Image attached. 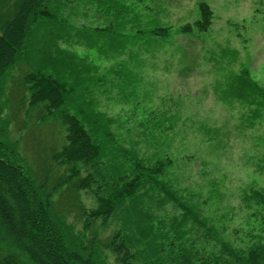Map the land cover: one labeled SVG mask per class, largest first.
Instances as JSON below:
<instances>
[{"label":"trees","instance_id":"1","mask_svg":"<svg viewBox=\"0 0 264 264\" xmlns=\"http://www.w3.org/2000/svg\"><path fill=\"white\" fill-rule=\"evenodd\" d=\"M123 1L0 0V264H109L108 253L116 264H264V191L251 188L245 195L257 222L246 245L232 244L176 186L169 155L146 160L117 147L110 118L92 96L93 88L114 80L84 76L74 54L58 45L133 54L174 34H204L212 23L205 1L197 3L192 22L177 28L143 22L140 6ZM80 8H94L105 16L103 24L76 25ZM15 73L26 94L22 102L64 131L51 156L64 169L52 182L49 170L40 176L31 168L20 140L10 135L7 87ZM228 90L250 98L251 119L264 123V88L247 69ZM81 191L91 196L90 205ZM168 203L180 213L166 229L157 212Z\"/></svg>","mask_w":264,"mask_h":264},{"label":"rangeland","instance_id":"2","mask_svg":"<svg viewBox=\"0 0 264 264\" xmlns=\"http://www.w3.org/2000/svg\"><path fill=\"white\" fill-rule=\"evenodd\" d=\"M199 1L213 13L204 34H174L159 47L133 48V54L57 43L74 54L84 76L106 74L114 80L93 88L92 96L96 109L110 118L117 147L146 160L169 155L174 161L170 176L183 195L202 208L225 239L246 245L257 220L244 197L251 188L264 191V123L251 119L250 98L233 97L228 88L241 69L264 88V0L123 2L140 6L142 21L177 28L197 17ZM80 10L74 14L76 25L103 24L105 16L94 8ZM18 74L7 87L10 135L20 140L31 168L40 176L49 170L52 182L64 169L51 159L64 131L54 121H40L37 111L22 102L26 94L17 86ZM80 198L91 204L89 194L81 191ZM157 213L167 229L180 212L168 203ZM107 261L116 264L109 253Z\"/></svg>","mask_w":264,"mask_h":264}]
</instances>
